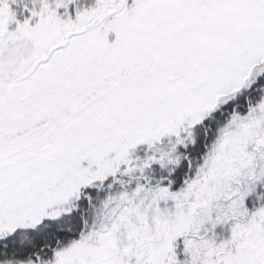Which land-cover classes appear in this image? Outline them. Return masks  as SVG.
Returning <instances> with one entry per match:
<instances>
[{"label":"snow or ice","instance_id":"obj_1","mask_svg":"<svg viewBox=\"0 0 264 264\" xmlns=\"http://www.w3.org/2000/svg\"><path fill=\"white\" fill-rule=\"evenodd\" d=\"M0 264H264V0H0Z\"/></svg>","mask_w":264,"mask_h":264}]
</instances>
